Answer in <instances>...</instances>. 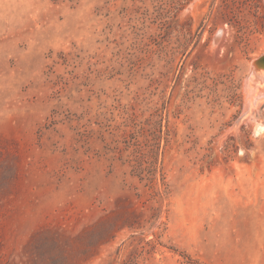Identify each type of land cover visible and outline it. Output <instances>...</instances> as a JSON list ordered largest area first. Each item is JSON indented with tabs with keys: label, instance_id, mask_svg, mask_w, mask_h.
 <instances>
[{
	"label": "rangeland",
	"instance_id": "374dc122",
	"mask_svg": "<svg viewBox=\"0 0 264 264\" xmlns=\"http://www.w3.org/2000/svg\"><path fill=\"white\" fill-rule=\"evenodd\" d=\"M263 54L264 0H0V264H264Z\"/></svg>",
	"mask_w": 264,
	"mask_h": 264
},
{
	"label": "bare ground",
	"instance_id": "6f19581e",
	"mask_svg": "<svg viewBox=\"0 0 264 264\" xmlns=\"http://www.w3.org/2000/svg\"><path fill=\"white\" fill-rule=\"evenodd\" d=\"M252 80H253V88L250 90V93L254 95L253 99H251V101L249 102L248 107H252L254 104L256 105L257 103H259L260 101H258L259 99H261L262 94L264 93V86L262 88V84L264 83V75L260 74V75H254L252 76ZM250 80V83L251 81ZM261 83V84H260ZM252 86V85H251ZM264 100V99H263Z\"/></svg>",
	"mask_w": 264,
	"mask_h": 264
},
{
	"label": "water",
	"instance_id": "95a60500",
	"mask_svg": "<svg viewBox=\"0 0 264 264\" xmlns=\"http://www.w3.org/2000/svg\"><path fill=\"white\" fill-rule=\"evenodd\" d=\"M264 71V54L261 55L259 58H257L253 63H252V68H251V76L258 75L260 72ZM251 78V77H250ZM264 99V93L261 96L260 100ZM250 108V107H248Z\"/></svg>",
	"mask_w": 264,
	"mask_h": 264
}]
</instances>
